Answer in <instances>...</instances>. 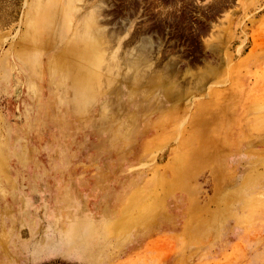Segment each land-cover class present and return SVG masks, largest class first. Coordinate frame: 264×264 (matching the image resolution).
Masks as SVG:
<instances>
[{
	"label": "rangeland",
	"instance_id": "obj_1",
	"mask_svg": "<svg viewBox=\"0 0 264 264\" xmlns=\"http://www.w3.org/2000/svg\"><path fill=\"white\" fill-rule=\"evenodd\" d=\"M33 1L0 0V264H264V0H83L122 40L82 98Z\"/></svg>",
	"mask_w": 264,
	"mask_h": 264
},
{
	"label": "bare ground",
	"instance_id": "obj_2",
	"mask_svg": "<svg viewBox=\"0 0 264 264\" xmlns=\"http://www.w3.org/2000/svg\"><path fill=\"white\" fill-rule=\"evenodd\" d=\"M81 2H83V0H34L29 6V9L25 16L26 33L34 35L38 34H36V32H39L40 27H38V25H36V23H34L32 19L40 14V12L48 14V17L44 16L45 22L41 25V29L44 30L45 27L48 29L51 28V25H55L58 21L71 23L73 19H77V21L73 20L74 23L69 25L67 29L68 31H71L70 33H68L67 40H65V49H67V56H64L65 58L62 59V61L64 62H62L60 65L62 68L60 73L58 74V82L60 84H65L66 82H68L71 86V94L80 98H82V95H84L88 89H91V87L94 88L95 84L96 86L98 85V81L101 79V74L103 73L102 71H104V73H109V70H111L114 66L116 68L118 61H120L119 59H116L118 60L117 63L114 62L116 65L112 64L113 61L116 60L111 61V63L108 61L111 60V58L115 59L114 56L119 53L118 49L121 47L120 40H122L121 38H116V35H120V30H111L112 32H109L108 30L100 26L102 11L100 3H97L96 1L95 3H92V6L89 7L95 8L94 11L86 13V9L89 7L85 5V1L81 5L80 10L76 9V3ZM54 12H56L57 14L63 13V16L54 15ZM135 37H132V40ZM142 45H144V43ZM113 46L114 50L111 52ZM109 51L113 55L110 59H108L107 57L108 60H106V54L109 53ZM139 51L138 54H141V52H143L142 54L144 56L149 53L148 48ZM66 58H69L68 61L72 63L69 65V69H63L66 64ZM137 68V65H134V69L136 70ZM139 69L136 74H139ZM112 73H114V71ZM86 87H88L87 90ZM81 228V231L85 233L88 230V226L86 227L84 223L82 224Z\"/></svg>",
	"mask_w": 264,
	"mask_h": 264
}]
</instances>
